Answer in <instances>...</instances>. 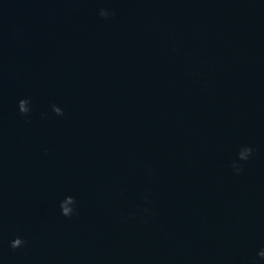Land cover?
I'll return each instance as SVG.
<instances>
[{
  "label": "water",
  "instance_id": "95a60500",
  "mask_svg": "<svg viewBox=\"0 0 264 264\" xmlns=\"http://www.w3.org/2000/svg\"><path fill=\"white\" fill-rule=\"evenodd\" d=\"M0 264H264V0H0Z\"/></svg>",
  "mask_w": 264,
  "mask_h": 264
}]
</instances>
